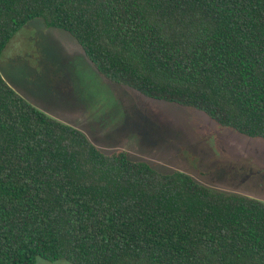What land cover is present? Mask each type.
Instances as JSON below:
<instances>
[{"label": "trees", "instance_id": "16d2710c", "mask_svg": "<svg viewBox=\"0 0 264 264\" xmlns=\"http://www.w3.org/2000/svg\"><path fill=\"white\" fill-rule=\"evenodd\" d=\"M104 79L264 139V0H0ZM264 264V202L99 150L0 75V264Z\"/></svg>", "mask_w": 264, "mask_h": 264}, {"label": "rangeland", "instance_id": "374dc122", "mask_svg": "<svg viewBox=\"0 0 264 264\" xmlns=\"http://www.w3.org/2000/svg\"><path fill=\"white\" fill-rule=\"evenodd\" d=\"M0 75L104 153L121 149L156 171L178 170L202 185L264 202L263 138L104 79L61 29L38 18L26 22L0 52ZM34 264L70 263L37 257Z\"/></svg>", "mask_w": 264, "mask_h": 264}, {"label": "crops", "instance_id": "0c3cea01", "mask_svg": "<svg viewBox=\"0 0 264 264\" xmlns=\"http://www.w3.org/2000/svg\"><path fill=\"white\" fill-rule=\"evenodd\" d=\"M3 78V77H2ZM4 79V78H3ZM4 81L11 87L13 88L15 91H17L6 79H4ZM19 91H17L18 93ZM19 95H21L25 100H28L24 95H22L20 92L18 93ZM28 102L30 103V101L28 100ZM32 104V103H31ZM33 105V104H32ZM35 106V105H34Z\"/></svg>", "mask_w": 264, "mask_h": 264}]
</instances>
